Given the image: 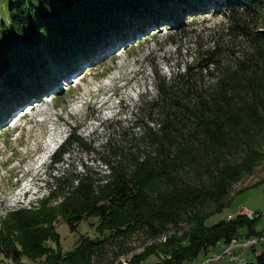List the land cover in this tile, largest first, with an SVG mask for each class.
Returning a JSON list of instances; mask_svg holds the SVG:
<instances>
[{
	"label": "trees",
	"instance_id": "obj_1",
	"mask_svg": "<svg viewBox=\"0 0 264 264\" xmlns=\"http://www.w3.org/2000/svg\"><path fill=\"white\" fill-rule=\"evenodd\" d=\"M7 1L0 25V89L11 91L1 95V111L13 107L11 100L17 104L26 100L20 96L43 90L62 68L72 71L79 59L112 45L111 38L115 45L146 36L159 24L158 15L181 24L187 14L189 24L196 23L211 9H202L204 3L216 5L215 15L240 23L253 53L234 61L208 52L169 78L158 76L156 96H143L135 127L122 128L96 149L104 173L83 164L81 172L57 179L41 207L8 215L0 228V260L116 264L142 241L143 252L128 264H144L152 256L155 264H191L219 244H231L243 228L248 238L261 235L257 219L237 216L211 226L208 221L229 208L235 186L264 165V33L249 29L264 24V0ZM75 144L91 150L71 134L52 162H61ZM88 221L100 236H81L72 252L61 251L57 226L64 223L76 234ZM254 264H264V253Z\"/></svg>",
	"mask_w": 264,
	"mask_h": 264
},
{
	"label": "rangeland",
	"instance_id": "obj_2",
	"mask_svg": "<svg viewBox=\"0 0 264 264\" xmlns=\"http://www.w3.org/2000/svg\"><path fill=\"white\" fill-rule=\"evenodd\" d=\"M7 3V0H0V25L5 19ZM204 4L200 5L202 9L209 6L211 9L200 13L195 19L196 23L189 24L192 19L187 18L186 14L181 24H176L174 20V23L165 22L163 28L149 30V35L138 42L125 46L121 44L109 55L106 53L104 57L97 58L90 64L86 60V63H82L80 71L82 81L75 79L70 86H44V90L47 87L46 91L54 94L50 96L47 93L45 97L41 94L38 97L44 102L38 111L27 115L25 121L14 124V121L10 123L11 119H8L1 124L0 228L14 210L41 207L40 200L49 197L51 189H54L57 179L62 175L81 172L83 164L100 169L104 173L105 168L98 162L96 149L99 150L107 139L117 137L122 128L131 130L135 127L143 96L146 99L156 96L158 76L169 78L172 73L178 72L186 64H191L195 58L208 52L219 51L226 59L232 57L234 61L246 60L252 55V47L240 29V23L230 20L220 12L215 15L213 9L216 5L213 3ZM181 16L183 15L179 17ZM164 17L168 18L167 15ZM160 18L158 15L157 19ZM146 25L147 20L134 27L143 28ZM249 29L260 36L264 33V24L259 22L257 25H251ZM116 40L111 38L109 41L114 44ZM9 88L6 86L4 90L0 89L3 91L0 92V97L11 91ZM20 127H23V130L20 131ZM71 134L82 139L91 150L82 144H75L62 158L57 157L62 159L61 162L54 164V154ZM254 174L235 186L230 207L212 217L208 226L228 220L229 217L237 218L242 209L246 208L247 211L261 214L256 217V230L261 235L248 238L247 230L243 228L239 232L240 236L232 242L235 243L232 249L221 243L208 254H200L191 264H209L211 260L213 262L210 264L234 262L237 254L241 259L240 263L254 264L255 257L264 253V182L247 189L264 179V165ZM92 223L95 222L81 223L76 234L66 224L60 223L57 231L60 235L61 251L72 252L81 236L98 238L100 235L95 226H91ZM154 242L148 241L147 244L150 246ZM142 243L135 241L132 244L133 252L121 256L116 264H123L122 260L130 263L134 255L143 252ZM253 244L257 245L247 246ZM50 246L55 247L53 243H50ZM156 262L158 258L152 256L144 264ZM0 264L43 263L24 257L20 262L4 258L0 260Z\"/></svg>",
	"mask_w": 264,
	"mask_h": 264
},
{
	"label": "built area",
	"instance_id": "obj_3",
	"mask_svg": "<svg viewBox=\"0 0 264 264\" xmlns=\"http://www.w3.org/2000/svg\"><path fill=\"white\" fill-rule=\"evenodd\" d=\"M249 214H260V213H252L250 211H247L246 208L242 209V211L240 212V214L238 216H244V217H249L250 218V215ZM235 218H232V217H229L228 220H233ZM259 244V243H257ZM257 244H253V245H247L248 247H253V246H256ZM210 262H213V260L209 261V264ZM230 264H247V263H240V258H239V254H237L236 257H234V262H229Z\"/></svg>",
	"mask_w": 264,
	"mask_h": 264
},
{
	"label": "bare ground",
	"instance_id": "obj_4",
	"mask_svg": "<svg viewBox=\"0 0 264 264\" xmlns=\"http://www.w3.org/2000/svg\"><path fill=\"white\" fill-rule=\"evenodd\" d=\"M31 112V110H30ZM250 215V218L249 217H246L248 219H251V220H254L256 219V217H260L261 214H249ZM235 243H231L229 245H226V247H228V249H232L234 247ZM233 253V252H232ZM229 254V253H228ZM231 255V254H230ZM230 258V257H229ZM215 259H220V258H215ZM207 261V260H206ZM241 261V259H240ZM219 262V261H218ZM233 262V261H232ZM122 263L123 264H128V262H126L125 260H122ZM219 264V263H218Z\"/></svg>",
	"mask_w": 264,
	"mask_h": 264
},
{
	"label": "crops",
	"instance_id": "obj_5",
	"mask_svg": "<svg viewBox=\"0 0 264 264\" xmlns=\"http://www.w3.org/2000/svg\"><path fill=\"white\" fill-rule=\"evenodd\" d=\"M222 264V263H221ZM224 264H230V263H228V262H224Z\"/></svg>",
	"mask_w": 264,
	"mask_h": 264
}]
</instances>
